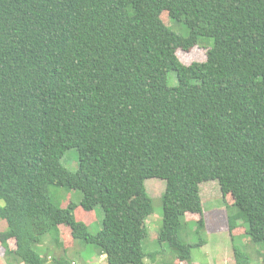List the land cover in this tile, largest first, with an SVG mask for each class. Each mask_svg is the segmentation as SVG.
Listing matches in <instances>:
<instances>
[{"label":"trees","instance_id":"16d2710c","mask_svg":"<svg viewBox=\"0 0 264 264\" xmlns=\"http://www.w3.org/2000/svg\"><path fill=\"white\" fill-rule=\"evenodd\" d=\"M200 37L213 39L206 59L182 63L177 49ZM70 148L75 171L60 163ZM154 177L165 181L158 242L168 244L171 264H190L192 248L206 243V181L219 183L223 201L232 197L230 234L241 219L250 240L264 244V0H0L5 262L47 264L36 245L47 234L60 245V225L107 264L164 254L142 247L152 211L144 181ZM53 186L79 190L80 203L61 207ZM98 206L102 228L92 233L75 210ZM187 213L199 215L196 244L182 238ZM229 263L264 264V253L256 262L234 248Z\"/></svg>","mask_w":264,"mask_h":264},{"label":"rangeland","instance_id":"374dc122","mask_svg":"<svg viewBox=\"0 0 264 264\" xmlns=\"http://www.w3.org/2000/svg\"><path fill=\"white\" fill-rule=\"evenodd\" d=\"M164 23L181 35H188L189 31L183 22L176 20H168L167 16L163 15ZM213 45L211 37H200L198 45L194 46L188 51L177 49V56L182 63L188 65L194 61H204L206 59V52L209 47ZM176 51V52H177ZM168 85L173 86L178 82L175 71H170L167 75ZM60 163L71 171H75L78 167V153L75 148L66 150ZM145 189L151 197L152 211L145 219L147 227V237L142 241L143 250L147 253H153L159 249L164 254H158L152 260L148 257L144 258L145 264H171L174 260L170 254V249L167 243L158 242V231L163 222L162 202L161 196L164 192L165 181L159 178H148L144 181ZM52 192L61 203V207H66L70 202L80 203L82 193L76 189L67 187L53 186ZM200 195L202 199V215L204 218V228L201 231V238L206 243L202 246H194L192 248V261L190 264H225L227 259H232L234 255V248L240 249L250 255L258 262L264 253V244L262 242L254 243L250 237L244 233L243 222L241 219L237 221L238 227L234 230L235 234L232 236L228 229V213L225 204H231L232 197L226 196V202L223 201L222 193L220 191L219 183L216 180L202 182L200 184ZM0 204L3 201L0 200ZM231 210V209H230ZM82 211L79 207L75 210L76 218L87 223L89 231L97 233L102 228V221L104 218L103 210L100 206L96 207L92 212ZM198 214L187 213L184 219L187 224L183 230L182 238L190 244H196L200 241V236L195 233L196 219ZM6 222L0 221V231L6 229ZM60 231V234H59ZM56 234H59L60 245L55 242L54 234H47L43 242L36 245V250L41 255H48L47 264H56L50 262L55 258H65L70 264H107L104 258L98 254L96 247L93 244H88L82 240H73L68 227L62 225ZM238 234V235H236ZM52 235V236H51ZM57 238V236H55ZM73 242V243H72ZM14 240L10 239L9 244L13 248ZM67 247L66 249L64 248ZM258 253H261L259 255ZM53 260V259H52ZM0 264H7L4 260V249L0 246ZM234 264V263H233Z\"/></svg>","mask_w":264,"mask_h":264},{"label":"crops","instance_id":"0c3cea01","mask_svg":"<svg viewBox=\"0 0 264 264\" xmlns=\"http://www.w3.org/2000/svg\"><path fill=\"white\" fill-rule=\"evenodd\" d=\"M62 227V225L59 226V229ZM64 248L66 249L67 247L64 246ZM259 255H261V253H258ZM228 258V256H226ZM101 258H104L105 260V254L101 255ZM226 258L225 264H230L229 263V259ZM53 260L51 259L50 262H52ZM106 262V261H105ZM53 263V262H52ZM180 264H187L185 262H181ZM193 264H197V263H193Z\"/></svg>","mask_w":264,"mask_h":264},{"label":"water","instance_id":"95a60500","mask_svg":"<svg viewBox=\"0 0 264 264\" xmlns=\"http://www.w3.org/2000/svg\"><path fill=\"white\" fill-rule=\"evenodd\" d=\"M106 256V255H105Z\"/></svg>","mask_w":264,"mask_h":264}]
</instances>
